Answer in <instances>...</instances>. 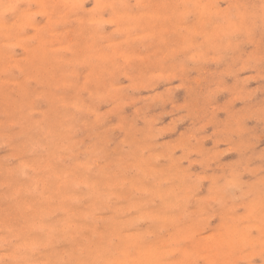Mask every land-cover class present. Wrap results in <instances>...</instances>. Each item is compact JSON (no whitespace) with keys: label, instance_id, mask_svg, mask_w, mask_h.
<instances>
[{"label":"rangeland","instance_id":"374dc122","mask_svg":"<svg viewBox=\"0 0 264 264\" xmlns=\"http://www.w3.org/2000/svg\"><path fill=\"white\" fill-rule=\"evenodd\" d=\"M0 264H264V0H0Z\"/></svg>","mask_w":264,"mask_h":264}]
</instances>
